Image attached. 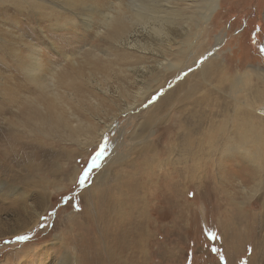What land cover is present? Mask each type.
<instances>
[{"label": "rangeland", "instance_id": "374dc122", "mask_svg": "<svg viewBox=\"0 0 264 264\" xmlns=\"http://www.w3.org/2000/svg\"><path fill=\"white\" fill-rule=\"evenodd\" d=\"M43 1L42 4H47L50 0ZM75 1L93 2L92 8L111 14L118 22L114 29H108L110 33L100 36L95 33L101 29L97 13L91 19V29L78 22L79 29L66 24L55 31L47 30L54 47L45 41L46 52L54 55L58 63H62L61 57L55 53L61 52L73 54L79 61L80 68L56 78L53 89L63 95L59 101L72 110L56 104L51 92L39 90L28 80L25 65L30 63V51L10 45L14 41L11 33L34 31L24 16L34 14L31 6H20L21 10L27 8L21 15L11 7L0 11V77H11V81L0 79L1 86L23 91L27 103L20 102L26 103L34 115L40 114L39 108H42L43 116L26 124L31 132L27 130V136L39 143L21 149L14 146L6 165H0V264H60L63 257L68 264H100L102 259L97 252L87 241L81 240V237L85 239L83 236L79 237L77 223H81L86 214L85 197L90 194L95 197L99 189L107 185L112 187L107 197L110 201L101 204L92 216H103L108 221V227L102 222L104 234L110 236L113 228L120 233V238L111 245L118 264L131 261L133 264H264V97L254 96L253 77L248 78L250 88L245 87L244 93L250 96L243 103L248 126L257 137L254 144L260 148V157L244 163L241 155L225 154L222 139L215 136L223 116L233 114L226 87L216 94L213 84L204 83L196 73L183 82L184 75L174 78L171 71L158 66L163 59L184 60V56L176 53L181 48L179 43L185 40L182 28L165 26L169 38H157L150 35L148 29L132 28L119 16L118 11L125 9V0ZM12 16L20 24L13 23ZM213 19L209 26V30H214L210 45H214L216 38L218 43L223 39L218 53L225 52L221 62V65L225 62L224 66L213 68V76L222 69L232 70L226 73L228 77L247 76L248 69L254 67L264 69V0H223ZM116 31L119 35L123 31L127 36L116 42ZM160 39H166L173 47L167 48ZM197 41L192 47L194 51L205 45ZM94 54L97 58L92 57ZM62 64L61 70L67 71L68 63ZM49 70L44 69L40 74L48 77ZM125 75L133 76L136 83L125 82ZM110 77H117L120 83L112 82ZM117 83L129 93H134L139 86L148 88V97L142 103L136 102L138 98L120 99L118 96L125 92ZM160 84L161 88H157ZM103 89L108 90L106 96ZM259 89L264 93V80ZM68 90L73 92L75 100L66 96ZM164 94L168 101L161 108L160 121L148 133L155 151L164 148L166 152L161 157L153 156L152 170L138 167L140 161L151 160L137 153L140 143L136 144V138L131 139L130 133L138 132L140 122L151 115L155 103L159 100L158 104L161 103ZM93 97L97 100L92 101ZM225 101L229 102V107ZM128 102L133 107L130 110L124 106ZM36 103L39 104L37 110ZM56 113L62 116L61 122L57 121ZM68 114L77 117L87 130L96 126L103 129L104 124L111 129L105 131L100 141L97 134L88 139L84 132L81 135L74 132L71 123L76 122L73 117L71 121ZM113 115L117 116L110 122ZM227 121L229 123V119ZM2 123L0 119L3 128ZM20 124L18 121L16 125ZM210 132L215 133L210 145L220 148L213 156L208 155L207 147L197 148V141L203 139L204 134L210 136ZM90 140L92 143L88 145ZM246 147L253 154L251 145ZM128 148H132V152L127 153ZM122 174L133 177L135 183L141 180L152 183L145 182V187H139L137 192L124 184L117 189L118 178L125 180ZM88 248L90 253H87Z\"/></svg>", "mask_w": 264, "mask_h": 264}, {"label": "bare ground", "instance_id": "6f19581e", "mask_svg": "<svg viewBox=\"0 0 264 264\" xmlns=\"http://www.w3.org/2000/svg\"><path fill=\"white\" fill-rule=\"evenodd\" d=\"M81 1H85V0H81ZM86 1L92 2V0H86ZM222 1L223 0H125V2H126V6L124 5L125 9L124 10L121 9V11H118V10L117 11H118L119 16H122L125 20H127L132 28L133 27L134 28L140 27L144 31H147V29H148V33L152 36H156L157 38H161V37L169 38L168 34L166 33L165 26L167 27V26L177 25L180 28H182V31L185 32V35H184L185 40L183 42L179 43L181 45V48H179L176 53L178 55L184 56L185 57L184 60L181 61L179 59H176V61L172 62V61H169L168 59H163L162 62L160 61V63H158V66L164 68L165 70L171 71L173 73L174 78H178V77H181L182 75H184L183 79L184 78L185 79L184 80L182 79L183 82H185L187 79L192 78L196 73V75H198V77L200 79H202L204 81V83L206 81H209L210 83L213 84L212 88H213V90L214 89L216 90V91L214 90L216 94L217 93L220 94V91L224 90L223 87H226V90L228 92V98L232 101V105H233V108H232L233 114H226L223 116L224 118L221 120V125L219 126L218 130L215 132L216 135H215V133L211 134L212 132L208 133V134H211L210 136H207L206 134H204L205 135L204 138L202 137L203 139H199L197 141L199 143V144H197V148L207 147V150L209 151L208 155L213 156L216 153V151L220 149V148L214 147L213 145H210V143H209L212 140V136L215 135L216 137H219L222 139L223 145H225V148H224L225 149L224 151H226L225 154H227V155L233 154L232 156L241 155L242 161L244 163H247V161L254 159L256 156L260 157V148L258 145L254 144V143H256L254 140L257 137L252 132L253 128L248 126V122L246 119V110H245L246 104L243 103V101L248 99L250 95H249V93L246 95L244 93V89H245V87L250 88L249 84H251V81H248V78L253 77L254 80H252V82H253L252 85L255 86V88H256L255 89L256 93L254 96L258 97V98H263L264 93L262 92V90L259 89V86H260L261 81L264 80V69L256 68V67H254L253 69L252 68L248 69L250 77H249V75L244 76L242 74L239 75L238 77L237 76L236 77H231V76L228 77L227 74L231 73V71H232L231 69H229L228 72H225L222 69L220 72L214 73L215 74L214 76H213V74H211V70L213 73V68L219 69L222 66H224V63H225L224 62L223 65H221V62L223 61L222 57L224 56L225 52L221 51L220 54L218 53V51L221 48L224 40L221 39V42L218 43L217 38H216V42L214 43V45L211 46L210 44H212V41H213V39L211 37H212V35H214L213 34L214 30L212 28L211 29L213 31L209 30V26L211 25L212 21L214 20L213 18L215 16V14L219 10V8L221 9V2ZM29 2H31V3L29 4ZM42 2H44V1L43 0H41V1H39V0H32V1H29V0H0V11L2 9L8 10L11 7L13 11L17 9V12H20L19 15H21V14L25 13L23 11H26L27 8H25V9L23 8V10H21V9H19L20 6L28 7V8H30V6H31V10L34 12V14L25 13L24 16L27 17V20H25V21L30 22L29 26L35 28L34 31L32 30L31 34H28L25 31L18 32L20 34L11 33L13 35L12 39L14 41H12L10 43V45L11 46L16 45V46H18V48H26L30 51V55H29L30 63H26V65H25V68L27 69V70H25V72L27 74L25 76L28 77V80H30V82H33L34 84H36V86H38L39 90H46L47 89V91L51 92L53 94V96H52L53 100L56 104H58L59 106H62V108L66 107L67 110H72V109H70V107L66 106L68 104H63V102L61 103V101H59L61 99V96H63V95H60V94L54 92L53 89H55L54 87H55L56 78L63 77L64 75H66V73L68 71L74 72L76 70V68L77 69L80 68L77 64L79 61H77L75 59L73 54L67 55V54H65V52L62 53L61 51H60L61 55L58 53H55V55L57 54L58 56L61 57L60 61L62 63L63 62L68 63L67 71H65V72L62 71L60 67H62L63 64L58 63L59 61H56V57L54 55H51L50 53L46 52L45 49H43V47L48 48L45 41L50 43L51 46L54 45L53 42L51 40H49V36L51 34L48 33L47 30L55 31L56 28L66 27L65 26L66 24H72V26H74L72 28H78L79 29L78 26H80V25L78 22L82 23V26L86 27V29H91L92 28L91 27V25H92L91 19L95 18L94 16L97 13L98 16H100V20H99L100 26H98V27L101 29H97L95 33L98 32L97 36H100V35H107L108 33H110L111 30L109 32H107L108 29H110V27H111V29H114L113 27L116 24V22H118V20L116 18H112L111 14H109V13H101L98 10H96V8L95 9L92 8L91 4H93V2L89 3V4H86V3L82 4V3L77 2L75 0H50L47 4L46 3L42 4ZM77 3L79 4V6H77ZM116 9H118V7ZM78 11H84V12L82 14V13H77ZM95 11H97V12H95ZM28 12H30V11L28 10ZM109 12H111V11L109 10ZM35 13L39 14V16L35 15ZM66 13H68V15ZM118 14L116 16H118ZM126 15H128V16H126ZM10 18H11L10 20L13 23L20 24L17 22L16 18H13V16ZM18 26H19V28H18V31H19L20 25H18ZM113 32L114 31H112L111 34ZM75 33H76V31H75ZM115 33H117V36L115 38L116 42L121 40V38L126 35V33H124L123 31H122V34H120V35H119V31H116ZM71 34H73V33H71ZM30 36H33L34 38H32ZM33 39H35L36 42H34ZM160 40L161 41H159V42H161V43L164 42L167 48L170 49L171 47H173L170 43H168L166 41V39H164V40L160 39ZM196 41L199 42L201 44V46H202V43L205 44L203 46V49H201L202 48L201 47V48H197L195 51L192 50V47ZM18 48L13 50V54H16L15 52L18 50ZM211 51H213V52H211ZM92 57L97 58V55L94 54V55H92ZM223 59H224V57H223ZM202 60L204 62H201ZM114 65L119 66V63H115ZM230 67H232L234 69L236 68L233 66H230ZM142 68L145 69L146 67L142 66ZM44 69H50L48 71V72H50L48 77H46L44 74H40L44 71ZM59 70H61L59 72V74L55 73V71H59ZM38 72H39V75H38ZM120 74H122V73H120ZM73 75H74V73H73ZM114 78H111L110 80L112 82H115V83L117 81H118V83H120L119 79L117 77L115 79ZM123 78L125 79V82L127 81L129 84L136 83L135 78L133 76L128 77L127 75H125V77H123ZM0 79H2V80L8 79L11 81L10 76H7L6 78L0 77ZM58 82H60V81H58ZM183 82L180 83L181 86H182V84L184 85ZM247 82H249L248 85H247ZM62 85H64V84L62 83ZM118 85L123 87L122 84H118ZM161 85L162 84L157 85V88H161ZM198 85L200 86V84H198ZM139 87L137 88V90L134 93H129L128 89L126 87H123L124 89L123 88L122 89L125 92L124 93L125 95L124 94L119 95L118 97L120 99L121 98L127 99L128 97L129 98H135V99L138 98V100L136 102L142 103L146 99V97H148V92L150 90L148 88H143L141 86H139ZM184 88H186V87H184ZM107 89L102 90V93H104L105 96L108 93ZM194 89L196 91V88H194ZM197 89H198V87H197ZM189 90H190L189 94H191L192 90L191 89H189ZM72 93H73L72 91L68 90V91H66V96H68L69 100L73 101L74 96ZM129 94L131 96H129ZM165 96L166 95L164 94V96L161 98V100L164 102L161 101V103L158 104V102H160V100H159L157 103H155L154 110L152 111L151 115L147 118H144V120H142L140 122V124H139L140 127L138 126V132L133 131L130 133L129 137L131 139H133L135 137L136 138L135 139L136 144L140 143L139 147L137 149V153L141 154L142 156L149 157L151 160V162H150L149 159L147 160V158H146V161L145 160L140 161L139 163H137L138 167H144L146 169L152 170V167H154L153 156L156 157L159 154L161 157L166 152V150L164 148L160 152L155 151L154 142L150 140L151 136L148 133V130H150V128H152V126L158 124L157 122L161 116V108L166 104V101H168V96H167V98ZM172 97H173V95H170V98H172ZM170 98H169V101H170ZM94 99L97 100L95 97L91 98L92 101ZM21 100H23L24 102L27 103L26 98L24 97L23 91L14 90L12 87H8L6 85H3V87H2L1 83H0V102L2 103V104H0V119H2V122H3L2 124H4L3 128L0 127V165H6L7 156L10 153H12L14 146H18L21 149L25 146L28 147L29 145L32 146V145H36V143H39L37 141H34L33 138L27 136L26 131L28 129H27L26 124L32 122L37 117H39V120H41L40 118L43 117L42 113H41L42 108H39V111H41L40 114L34 115L33 114L34 112H31V110L27 108L26 103L20 102ZM186 100H187V98H186ZM111 103H113V105L116 107V109H118L116 106L117 105L116 103H114L112 100H111ZM225 103H226V106L229 107V102L225 101ZM34 106L36 107V110H37V108L39 107V104L36 103V104H34ZM124 106H125L126 110H130L132 107V105L129 102ZM94 107L96 108L98 106L94 105ZM109 113H111V112H109ZM56 116L59 118L57 121L61 122L62 116L59 114H57ZM116 116L117 115H115L113 118H109L110 122H112ZM228 116H229V118H228ZM48 117H50V116H47L46 118H48ZM68 117L71 121H72V117L75 119L76 124H74L73 122L71 123L72 128H74L73 129L74 132L80 133V135H81V133L84 132L86 137L88 135V137H87L88 139H90L91 136H94L95 134H97V141H100L103 138L105 131L111 129L110 125L104 124L103 129L99 128L98 126L93 127L92 129L90 127H88L89 129L92 130V131H88L89 129L87 130V128H83V126L81 125L82 122L79 121L77 119V117H75L74 115L72 116L70 114H68ZM95 119L96 118H94V120ZM228 119H229V123L227 121ZM96 120H97L96 121L97 123L103 124V121L101 122L100 119H96ZM18 121L21 122L20 125H16ZM40 122H42V121H40ZM11 128H13V129H11ZM86 130L88 131V133ZM28 132L31 133L29 130H28ZM1 137H5V138L1 139ZM183 137L187 138V136H183ZM27 140H31V141H27ZM91 140H90V143L87 142L88 145L92 143ZM248 144L251 145L252 150H253L252 151L253 154H251L250 151L248 152L246 150V148H247L246 146ZM128 146H129V144H128ZM166 148H167V146H166ZM132 150L133 149L131 148L128 151L127 150L126 151H127V153H130V152H132ZM114 151H115V149H114ZM146 153H148V154H146ZM251 163H252V161H251ZM253 165H255V164H253ZM122 176L124 177L125 175L122 174ZM119 178L117 180V182H118L117 189L118 188L121 189V184H124V185H127L126 187H128V186L132 187L131 190H133V192H135V190H136V192L139 191L138 190L139 187L144 188L145 182H147V184L152 183L151 180H149V181L148 180H141L140 182L135 183L136 180L133 179V177L130 179V177L128 175L125 176L124 181L119 180ZM132 182H134V183H132ZM140 183L143 186H141ZM132 185H134V186L136 185V187H133ZM198 185H199V183H198ZM111 189H112V187L109 185H107V188L102 187L101 189H99L98 193L95 194V197L92 194L86 196V194H87V191H86V194L84 195V197L86 196L85 202H84L85 203L84 208L86 210V214L84 215L85 217L83 219H81L82 222L77 223V229L80 230V236L79 237L83 236L85 239H83L81 237V240L87 241L86 243L90 244V248L94 249L95 252H97V254L102 259L100 264H118L117 262L119 260L118 259L117 261H114L118 257L114 256L115 254H113V252L111 251V249H112L111 245H113L112 244L113 242L114 243L117 242L116 238L118 237L117 240L120 238L119 237L120 233H116L117 229L114 230V228H113L114 231L111 230L112 234L110 236L106 235V233L104 234L103 224L104 225L106 224V226L108 227L109 226V224H107L108 221L105 218H103V216H101L100 218H98V216H92L93 213L96 211V209H98V207H100L101 204L104 205V204H106V202L110 201V199L107 197L112 192ZM175 189H177V188H175ZM115 198H116V202L118 203V197H115ZM107 199H109V200H107ZM112 209H114V207H112ZM103 219H105V221ZM113 221H114V219H113ZM102 222H103V224H102ZM117 224H118V222H117ZM75 225H76V220H75ZM117 227L118 226H116V228ZM128 227H129V225H128ZM85 228H89L90 231L84 230V232H83L82 230ZM118 232H119V230H118ZM84 234H86L87 237H85ZM111 236H112V238H111ZM119 242H120V240H119ZM83 244H84V242H83ZM130 245H132V244L130 243ZM65 246H63V248L66 249ZM88 246L89 245H87V247ZM90 248L87 249V253H90V250H91ZM85 249H86V247H85ZM115 249L118 251L117 248H115ZM128 251H129V249H128ZM129 253H128V255H129ZM94 256L96 257L97 255H94ZM65 259L66 258L63 257L59 261V263L60 264H68L67 260H65ZM130 264H133L132 261L130 262Z\"/></svg>", "mask_w": 264, "mask_h": 264}, {"label": "snow or ice", "instance_id": "6c2138e0", "mask_svg": "<svg viewBox=\"0 0 264 264\" xmlns=\"http://www.w3.org/2000/svg\"><path fill=\"white\" fill-rule=\"evenodd\" d=\"M80 183H81V184L84 183L83 179L80 180Z\"/></svg>", "mask_w": 264, "mask_h": 264}]
</instances>
